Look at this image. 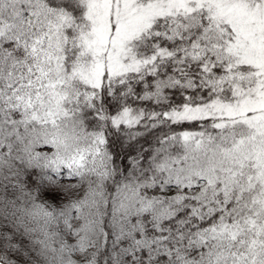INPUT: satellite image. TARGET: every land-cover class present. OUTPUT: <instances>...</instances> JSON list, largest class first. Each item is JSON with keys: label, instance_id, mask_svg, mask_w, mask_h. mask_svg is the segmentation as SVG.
I'll return each instance as SVG.
<instances>
[{"label": "snow or ice", "instance_id": "obj_1", "mask_svg": "<svg viewBox=\"0 0 264 264\" xmlns=\"http://www.w3.org/2000/svg\"><path fill=\"white\" fill-rule=\"evenodd\" d=\"M0 264H264V0H0Z\"/></svg>", "mask_w": 264, "mask_h": 264}]
</instances>
